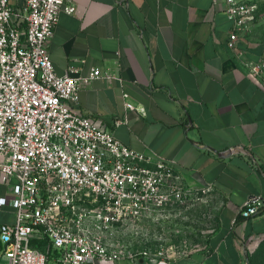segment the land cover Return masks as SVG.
Returning a JSON list of instances; mask_svg holds the SVG:
<instances>
[{
    "label": "crops",
    "instance_id": "1",
    "mask_svg": "<svg viewBox=\"0 0 264 264\" xmlns=\"http://www.w3.org/2000/svg\"><path fill=\"white\" fill-rule=\"evenodd\" d=\"M68 1L77 12L60 13L49 44L55 72L86 77L99 68L111 76L82 85L80 111L132 151L175 161L189 185L210 188L218 211L200 250L96 264H248L239 241L264 236V213L237 216L250 197L264 200V88L227 46L225 0ZM250 1L261 15L237 47L257 63L264 0ZM123 93L145 114L126 110ZM232 148L239 152L224 155ZM14 184L0 173V198H10ZM15 221L11 205L0 208V226Z\"/></svg>",
    "mask_w": 264,
    "mask_h": 264
},
{
    "label": "built area",
    "instance_id": "2",
    "mask_svg": "<svg viewBox=\"0 0 264 264\" xmlns=\"http://www.w3.org/2000/svg\"><path fill=\"white\" fill-rule=\"evenodd\" d=\"M224 11L229 50L264 88V61L237 47L261 15L258 3L225 0ZM61 12L77 9L68 0H0V173L5 183L16 180L12 196L0 198V208L16 210L15 223L0 226V264H48L51 247L60 251L57 264L138 258L110 247L116 230L162 223L210 192L189 185L175 161L132 151L80 111L82 85L111 76L99 68L86 77L74 68L55 72L49 44ZM123 98L126 110L145 114ZM262 213L264 200L252 196L237 218ZM263 241H239L247 260ZM141 257L161 261L167 253Z\"/></svg>",
    "mask_w": 264,
    "mask_h": 264
},
{
    "label": "rangeland",
    "instance_id": "3",
    "mask_svg": "<svg viewBox=\"0 0 264 264\" xmlns=\"http://www.w3.org/2000/svg\"><path fill=\"white\" fill-rule=\"evenodd\" d=\"M204 198L195 208L174 211L162 223L146 221L137 226L118 229L108 244L125 255L138 257L156 251L182 256L200 250L217 226L218 217L213 203L207 200V196ZM261 251H264V241L251 255L252 264H264V254H258Z\"/></svg>",
    "mask_w": 264,
    "mask_h": 264
},
{
    "label": "trees",
    "instance_id": "4",
    "mask_svg": "<svg viewBox=\"0 0 264 264\" xmlns=\"http://www.w3.org/2000/svg\"><path fill=\"white\" fill-rule=\"evenodd\" d=\"M49 261L48 264H57V260L60 257V251L56 248L51 247L49 250ZM249 263L248 264H252V259L251 256H249Z\"/></svg>",
    "mask_w": 264,
    "mask_h": 264
}]
</instances>
